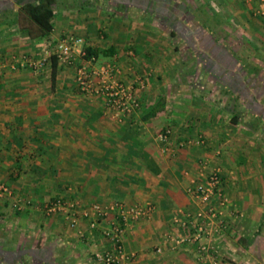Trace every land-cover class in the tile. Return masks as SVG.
<instances>
[{
  "label": "crops",
  "instance_id": "obj_1",
  "mask_svg": "<svg viewBox=\"0 0 264 264\" xmlns=\"http://www.w3.org/2000/svg\"><path fill=\"white\" fill-rule=\"evenodd\" d=\"M32 1L0 0V264H104L95 253L110 246L113 215L91 230L79 209L109 201L154 205L121 236L135 264H264L261 0H54L47 32L23 8ZM68 33L97 65L118 66L134 114L112 119L103 97L78 89L74 65L19 64ZM215 168L226 231L205 261L166 237L183 232L172 216L199 208L188 189ZM58 197L80 202L76 227L44 211Z\"/></svg>",
  "mask_w": 264,
  "mask_h": 264
},
{
  "label": "built area",
  "instance_id": "obj_2",
  "mask_svg": "<svg viewBox=\"0 0 264 264\" xmlns=\"http://www.w3.org/2000/svg\"><path fill=\"white\" fill-rule=\"evenodd\" d=\"M257 14L264 16V0H261ZM83 44L82 37L68 33L58 40L53 50H45L38 56L23 57L18 61L21 66L34 71L41 70L51 63L52 56L56 57L59 65H74L75 83L81 92L103 97L105 112L115 121L121 122L126 117H130L139 106L132 84H128L120 77V70L114 63L105 62L97 65L94 55L87 57ZM169 134V129L160 131L158 139L168 141ZM221 186L220 170L215 168L206 175L205 182L188 189L200 206L194 211L178 210L172 216V222L183 232L167 235L166 240L170 248L177 249L185 244L195 243L196 252L203 260L211 251H217L215 241L226 231L223 213L228 204V198ZM0 192H10L3 182H0ZM43 207L47 214L64 211L69 225L76 227L75 215L80 207L78 200L68 201L58 197L47 201ZM153 211L154 205L150 203L125 204L121 201L92 202L81 207L79 212L88 219L91 230L96 229L107 216L113 215L111 224L102 227L101 230L102 236L110 246L104 251L95 253L97 260L104 264H135L133 256L124 250L121 236L127 224L148 217ZM206 239H212L214 244L207 242Z\"/></svg>",
  "mask_w": 264,
  "mask_h": 264
},
{
  "label": "trees",
  "instance_id": "obj_3",
  "mask_svg": "<svg viewBox=\"0 0 264 264\" xmlns=\"http://www.w3.org/2000/svg\"><path fill=\"white\" fill-rule=\"evenodd\" d=\"M53 4L54 0H33L24 4L23 8L30 17L44 32L52 29L51 20L53 18ZM87 57L90 53L87 51ZM51 64L53 70L57 65V60L55 56L51 57ZM157 107L154 109V111ZM153 111V112H154Z\"/></svg>",
  "mask_w": 264,
  "mask_h": 264
},
{
  "label": "rangeland",
  "instance_id": "obj_4",
  "mask_svg": "<svg viewBox=\"0 0 264 264\" xmlns=\"http://www.w3.org/2000/svg\"><path fill=\"white\" fill-rule=\"evenodd\" d=\"M97 97V96H96Z\"/></svg>",
  "mask_w": 264,
  "mask_h": 264
}]
</instances>
